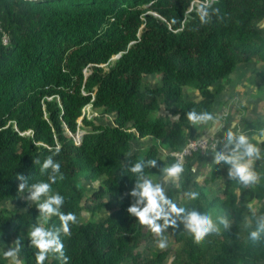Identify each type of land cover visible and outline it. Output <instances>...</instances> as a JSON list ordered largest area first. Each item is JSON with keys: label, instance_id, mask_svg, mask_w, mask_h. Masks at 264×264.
I'll list each match as a JSON object with an SVG mask.
<instances>
[{"label": "trees", "instance_id": "obj_1", "mask_svg": "<svg viewBox=\"0 0 264 264\" xmlns=\"http://www.w3.org/2000/svg\"><path fill=\"white\" fill-rule=\"evenodd\" d=\"M192 1L0 0V201L10 198L18 205L0 208V264L9 261L3 252L15 241L13 233L26 227L20 259L36 264L28 230L40 212L22 198L15 177L28 176L30 184L47 181L33 159L42 164L57 151L64 179L52 191L65 198L61 211L82 212V178L98 180L87 197L93 201L91 215L106 204L104 197L117 203L112 214L77 221L70 235L61 236L68 264H166L164 249L141 247L146 236H155L128 213L135 178L121 173L141 159H156L159 167L145 172L161 175V168L177 160L175 152L203 134L204 125H191L187 112L213 114L236 67L264 61V0H214L223 19L212 15L207 24H201L196 7L188 10ZM148 73L159 79L143 83ZM184 87L196 89L199 97L185 98ZM87 104L110 121L83 115ZM161 107L166 114L159 113ZM248 114L232 130L248 135L264 156V114ZM79 130L84 132L76 143ZM147 136L143 151L131 150L133 137ZM206 152L207 175L197 179L194 157L187 155L181 187L169 183L165 190L179 206L214 219L226 215L231 227L221 225L201 244L182 224L170 227L166 233L177 244L170 264H264V241L253 244L248 238L256 217L264 215V158L254 162L260 181L245 188L228 172L221 176L223 163L215 165L213 150ZM217 179H223L221 191L209 197ZM188 190L198 198L184 197ZM53 225L60 226L57 216L44 222ZM45 264L61 262L50 254Z\"/></svg>", "mask_w": 264, "mask_h": 264}, {"label": "clouds", "instance_id": "obj_2", "mask_svg": "<svg viewBox=\"0 0 264 264\" xmlns=\"http://www.w3.org/2000/svg\"><path fill=\"white\" fill-rule=\"evenodd\" d=\"M213 2L214 0H204L200 4L197 14L201 24L209 23L212 15L223 19L220 15V10L212 7ZM87 105L92 110L91 105ZM87 105L83 107V115L84 108ZM186 116L194 127L207 125L210 122L214 125L217 120L216 116L206 110L197 112L193 109L187 112ZM79 120H81V116ZM81 131L83 130H79L76 137L74 136L76 143L80 141L78 135ZM211 131H215V128L213 127ZM206 134L209 133H203L201 135ZM220 143L223 144V147L217 150V145ZM58 154L57 151L53 155H49L44 159L42 164L40 159H33L35 165H40L41 175H47V181L30 184V177L28 176L17 173L15 177L19 181L18 192L27 193L25 198L30 202H34L40 212L37 223L31 225L28 230L30 245L36 249V264H45L50 254L55 255L61 264H68L70 259L65 254L61 236L71 234L70 225L77 223V216L72 212L65 214L61 211L62 206L65 204V198L58 192L53 193L52 191V185L56 184L58 180L64 179L61 172V164L54 159V156ZM212 154L215 165L223 163L228 166L229 179L237 181L245 188L256 185L260 181L261 174L255 170L254 162L264 158V156H262L261 147L253 143L248 135L243 133L237 134L231 127L228 128L223 133L222 141H217L216 139V145L214 146ZM184 160L177 159L174 163L161 168L162 178L165 183H170L176 188L181 187L179 182L185 172ZM157 167L159 165L156 159H141L131 166H128L121 174L131 173L135 178L134 187L128 193L133 198V202L127 209L128 213L136 217L142 226L147 227L151 231L157 238L156 243L160 249H165L168 246L165 233L170 227L176 229L182 224L184 231L193 237L196 244H201L210 235L218 234L221 230V225L225 229L231 227V222L226 215H219L214 219L209 213H202L195 208L189 209L184 206H179L177 202L167 195L162 183L154 182L146 174V168ZM183 195L188 200H196L199 193L188 190ZM247 207L252 209L253 205L249 203ZM53 216L59 218V227L55 225L45 227L41 223L40 218H43V221L47 223L48 218ZM248 238L253 244L264 241V215L256 217V227L249 233ZM22 247L21 240L17 238L7 250H4V258L9 260L10 264H23L20 259Z\"/></svg>", "mask_w": 264, "mask_h": 264}, {"label": "rangeland", "instance_id": "obj_3", "mask_svg": "<svg viewBox=\"0 0 264 264\" xmlns=\"http://www.w3.org/2000/svg\"><path fill=\"white\" fill-rule=\"evenodd\" d=\"M204 1L194 0L191 2L189 10L196 7L199 9L200 4ZM231 81L226 84V89L221 92L217 98L213 107V115L217 117L214 125L210 122L207 125H204L203 133H209L206 135L213 134L217 141L223 140V133L228 128L240 129V117L248 116V113H251L252 116L264 114V61L258 59H252L247 62L240 63L236 69L230 74ZM159 79V74L157 73H148L143 76V83L148 82L150 84L155 83ZM184 96L185 98H198L199 94L196 89L190 87H184ZM160 114H166V110L164 108L159 109ZM84 115L88 117H92L95 121L98 122H109L110 117L99 116L97 112L92 111L90 108L84 109ZM234 126V127H233ZM215 128V131H211L212 128ZM77 134V133H76ZM75 134V137H76ZM150 141V136L140 138L133 137L131 139V150L132 151H143L145 146ZM162 152H164L162 150ZM197 153L200 154V157L197 156ZM189 155H193L194 159H192L193 163V175L197 179H202L205 175L208 174L211 165V153L210 152H200L194 151ZM221 176L225 177L228 172V166L222 164ZM151 179L154 182H160L164 185L165 189L169 185V183H165L161 175H151ZM80 182L84 185L85 195L84 202H82V212L77 216V221H84L85 219L91 217H98L106 215L107 213L112 214L113 210L117 206V203L114 204L107 203L108 197H104L106 204L100 209V211L95 212L96 214L93 216L89 211V206L93 204V201H88L87 198L90 192L97 187L98 180H86L85 178L80 179ZM223 179H217L210 184L209 197L213 194L220 192L222 188ZM22 198L28 202L25 197L27 193H21ZM5 206L6 208L18 207L16 201L13 199L7 198L5 200L0 201V208ZM41 223L44 225L43 218H40ZM144 232H146V227L142 226ZM167 237L168 246L164 249L167 254L164 262L166 264H170V259L173 255V251L175 246L177 245L169 233H165ZM156 237H148L146 236L142 243L141 247L147 249L148 247H156ZM23 262V260H22Z\"/></svg>", "mask_w": 264, "mask_h": 264}, {"label": "built area", "instance_id": "obj_4", "mask_svg": "<svg viewBox=\"0 0 264 264\" xmlns=\"http://www.w3.org/2000/svg\"><path fill=\"white\" fill-rule=\"evenodd\" d=\"M6 39L4 38V41ZM90 108L89 105H87L84 109ZM216 145V139L215 137L211 135H201L196 138H191L188 140L185 147L178 152H175L174 155L177 159L184 160L185 155L191 153L192 151H212L214 150V146Z\"/></svg>", "mask_w": 264, "mask_h": 264}, {"label": "crops", "instance_id": "obj_5", "mask_svg": "<svg viewBox=\"0 0 264 264\" xmlns=\"http://www.w3.org/2000/svg\"><path fill=\"white\" fill-rule=\"evenodd\" d=\"M162 108V107H161ZM144 138V137H143ZM14 208V207H13ZM26 233H27V227L26 228H22V229H20L19 231H15L14 233H13V238H15L14 240H16L17 238H20V239H24V237H25V235H26ZM13 240V241H14ZM12 241V242H13ZM7 264H10V261H8L7 262Z\"/></svg>", "mask_w": 264, "mask_h": 264}, {"label": "water", "instance_id": "obj_6", "mask_svg": "<svg viewBox=\"0 0 264 264\" xmlns=\"http://www.w3.org/2000/svg\"><path fill=\"white\" fill-rule=\"evenodd\" d=\"M116 56H118V54L115 55V56H113V57H116ZM83 132H84V131H81L80 134H79L78 136L81 137V135H82Z\"/></svg>", "mask_w": 264, "mask_h": 264}]
</instances>
